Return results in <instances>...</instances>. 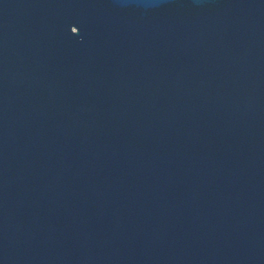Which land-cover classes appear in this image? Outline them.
<instances>
[{
  "label": "water",
  "instance_id": "obj_1",
  "mask_svg": "<svg viewBox=\"0 0 264 264\" xmlns=\"http://www.w3.org/2000/svg\"><path fill=\"white\" fill-rule=\"evenodd\" d=\"M0 264H264V0H0Z\"/></svg>",
  "mask_w": 264,
  "mask_h": 264
}]
</instances>
